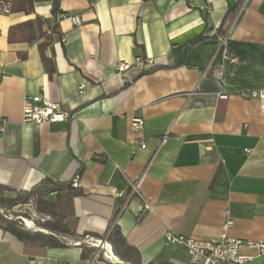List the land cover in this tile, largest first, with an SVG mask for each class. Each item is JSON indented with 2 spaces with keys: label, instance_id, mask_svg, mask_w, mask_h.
Instances as JSON below:
<instances>
[{
  "label": "crops",
  "instance_id": "crops-1",
  "mask_svg": "<svg viewBox=\"0 0 264 264\" xmlns=\"http://www.w3.org/2000/svg\"><path fill=\"white\" fill-rule=\"evenodd\" d=\"M57 1L55 15L52 0L0 15V185L37 186L58 201L70 241L104 238L117 225L135 264H191L165 234L215 239L228 220V237L264 242V110L239 95L264 89V0ZM42 33L51 36L43 50ZM137 57L153 67L141 70ZM118 62L129 70L118 74ZM29 96L71 118L24 123ZM76 174L79 187L67 189ZM141 176L138 194L117 197ZM241 253L264 264L252 249ZM89 256L70 244H24L0 228V264H113Z\"/></svg>",
  "mask_w": 264,
  "mask_h": 264
},
{
  "label": "built area",
  "instance_id": "built-area-1",
  "mask_svg": "<svg viewBox=\"0 0 264 264\" xmlns=\"http://www.w3.org/2000/svg\"><path fill=\"white\" fill-rule=\"evenodd\" d=\"M11 0H0V15H9ZM73 24L78 25L80 23L79 17H72ZM220 43H224V38L219 39ZM135 62L141 66V70L148 71L153 67V61L149 58L142 59L137 57ZM232 62H237L236 58L232 59ZM130 65L126 62H118L115 65V69L118 74H123L128 71ZM215 77L220 78V74L216 73ZM83 86L80 87V90ZM240 97L246 100H258L260 108L264 110V89L243 91ZM71 118L69 112L62 110L57 103H53L47 99H43L41 96H29L23 101L22 106V121L24 123H58L68 121ZM132 130L135 134L142 131L144 122L141 118H133L131 121ZM2 130V124L0 123V131ZM168 134H165L160 140V146L164 145L167 141ZM134 144L139 145L141 149L145 148V143L134 139ZM143 177L138 178L131 184V192L125 196L122 193L116 194L118 198H122L125 201L129 199L131 195L138 194ZM80 175L76 174L71 180L69 186L72 189L79 187ZM144 207L149 209L148 203H145ZM0 215L6 220H12L17 223L22 229L29 232H44L47 233L41 227V223L44 219L37 213L34 206V199H30L25 204L17 205L9 209H1ZM48 219V218H45ZM233 222L228 220L222 226V232L218 238L209 240H197L193 238H187L180 235H174L171 232L165 234V244L184 247L190 256L191 264H247L252 257L243 255L241 249L247 247L256 252L257 256L264 255V242H244L242 240L233 239L227 236L228 229L232 226ZM61 244H73L74 246H80L86 244L93 248L95 251L89 256L88 262L98 261L100 257L105 262L113 264H122L118 261L113 254L112 246L107 242L106 237L95 238L92 236H85L79 242H73L62 236H55ZM38 261H30L29 264H37ZM66 264V263H61Z\"/></svg>",
  "mask_w": 264,
  "mask_h": 264
},
{
  "label": "trees",
  "instance_id": "trees-1",
  "mask_svg": "<svg viewBox=\"0 0 264 264\" xmlns=\"http://www.w3.org/2000/svg\"><path fill=\"white\" fill-rule=\"evenodd\" d=\"M53 1V13L58 12V1ZM244 0H238L237 5H241ZM11 12L31 14L34 10V0H11L10 2ZM27 22L26 24H28ZM55 28L52 29V31ZM44 43L39 47L43 50V47L49 45L51 42V36L46 33H42ZM44 64L47 66L49 60L42 57ZM48 185H54L55 190L59 191L61 188L59 184L46 182ZM70 189V186H66ZM40 187H34L28 192H16L5 186L0 185V208L9 209L17 205L25 204L30 199H34V206L37 213L44 219L40 224L41 227L47 231L44 232H29L22 229L17 225L15 221L6 220L0 215V228L12 234L20 242L29 245H38L43 247H60L65 244H61L55 236L60 235L65 238H74V233L68 223V215L59 206L58 201H51L42 198L39 195ZM7 193L14 194V197L6 196ZM48 218V219H45ZM106 240L112 246L113 254L120 261L135 264L137 262V253L134 249L127 245L124 236L121 234L117 225H112L106 233ZM75 242V241H74ZM74 246L73 244H70ZM79 247L82 249V256L86 254L91 255L95 250L86 244H81ZM103 259L100 257L99 261ZM154 264V263H149ZM165 264V263H164Z\"/></svg>",
  "mask_w": 264,
  "mask_h": 264
}]
</instances>
